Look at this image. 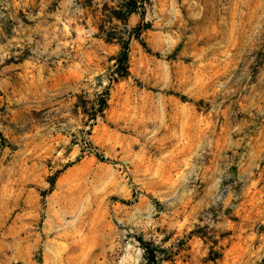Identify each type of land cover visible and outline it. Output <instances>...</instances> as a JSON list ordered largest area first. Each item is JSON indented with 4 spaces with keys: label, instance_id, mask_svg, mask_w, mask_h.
<instances>
[{
    "label": "rangeland",
    "instance_id": "rangeland-1",
    "mask_svg": "<svg viewBox=\"0 0 264 264\" xmlns=\"http://www.w3.org/2000/svg\"><path fill=\"white\" fill-rule=\"evenodd\" d=\"M128 1L0 0V264H264V0Z\"/></svg>",
    "mask_w": 264,
    "mask_h": 264
},
{
    "label": "trees",
    "instance_id": "trees-1",
    "mask_svg": "<svg viewBox=\"0 0 264 264\" xmlns=\"http://www.w3.org/2000/svg\"><path fill=\"white\" fill-rule=\"evenodd\" d=\"M147 0H139V5H142ZM105 8L107 7V4H104ZM138 5L136 0H129L126 4L121 5V7L118 8H111V12L109 17L110 18H116L119 20L124 19L128 14L137 12ZM137 30L136 34L138 33L139 26L135 28ZM117 36H112L111 34H108L107 40H110L112 38H115ZM118 44L120 46V49L118 53L113 57L115 60V67L112 71L111 77L109 78L110 81H116L120 78H124L128 74V40H125L122 36L117 37ZM107 106V98L105 94H99L97 98V107L91 114L90 118L95 119L96 115L99 113L100 115L103 114L104 109ZM140 241L143 243L144 250H145V264H157V250L156 248L150 247L148 244H144V242L140 239ZM218 256H215L217 258Z\"/></svg>",
    "mask_w": 264,
    "mask_h": 264
}]
</instances>
